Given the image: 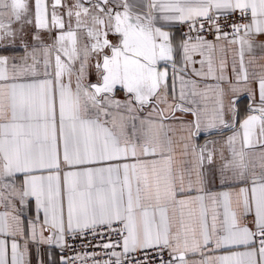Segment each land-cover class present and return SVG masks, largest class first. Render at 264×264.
Returning a JSON list of instances; mask_svg holds the SVG:
<instances>
[{
	"label": "snow or ice",
	"instance_id": "1",
	"mask_svg": "<svg viewBox=\"0 0 264 264\" xmlns=\"http://www.w3.org/2000/svg\"><path fill=\"white\" fill-rule=\"evenodd\" d=\"M0 264H264V0H0Z\"/></svg>",
	"mask_w": 264,
	"mask_h": 264
}]
</instances>
